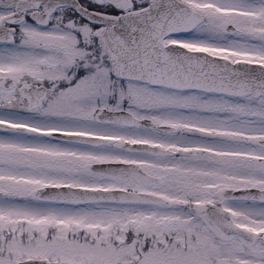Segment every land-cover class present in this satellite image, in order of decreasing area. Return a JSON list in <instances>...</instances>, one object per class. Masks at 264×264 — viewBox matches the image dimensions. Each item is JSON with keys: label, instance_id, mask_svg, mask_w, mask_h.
I'll use <instances>...</instances> for the list:
<instances>
[{"label": "snow or ice", "instance_id": "obj_1", "mask_svg": "<svg viewBox=\"0 0 264 264\" xmlns=\"http://www.w3.org/2000/svg\"><path fill=\"white\" fill-rule=\"evenodd\" d=\"M0 264H264V0H0Z\"/></svg>", "mask_w": 264, "mask_h": 264}]
</instances>
